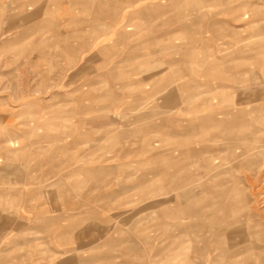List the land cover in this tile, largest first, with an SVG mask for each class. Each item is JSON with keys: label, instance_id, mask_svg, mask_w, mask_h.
<instances>
[{"label": "rangeland", "instance_id": "1", "mask_svg": "<svg viewBox=\"0 0 264 264\" xmlns=\"http://www.w3.org/2000/svg\"><path fill=\"white\" fill-rule=\"evenodd\" d=\"M0 264H264V0H0Z\"/></svg>", "mask_w": 264, "mask_h": 264}]
</instances>
